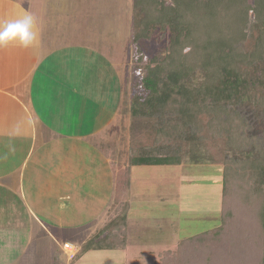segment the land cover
<instances>
[{"label": "trees", "instance_id": "trees-1", "mask_svg": "<svg viewBox=\"0 0 264 264\" xmlns=\"http://www.w3.org/2000/svg\"><path fill=\"white\" fill-rule=\"evenodd\" d=\"M132 10L134 87L118 103L129 166L223 161L222 225L197 236L210 252L198 264H264V0H133ZM158 32L166 45L149 57L139 43ZM128 209L118 203L72 261L124 248ZM177 255L151 264H191Z\"/></svg>", "mask_w": 264, "mask_h": 264}, {"label": "crops", "instance_id": "crops-1", "mask_svg": "<svg viewBox=\"0 0 264 264\" xmlns=\"http://www.w3.org/2000/svg\"><path fill=\"white\" fill-rule=\"evenodd\" d=\"M34 1L0 0V23L31 14L37 32L36 42L27 48H0V250L14 248L20 251L12 252L15 258L28 256L33 240L29 224L36 223L34 237L46 243V264H60L57 247L65 256V242L78 250L113 218L119 202L129 201L125 191L129 193L130 181L122 196L115 190L112 147H99L114 137L107 128L119 103L120 78L99 49L76 42L49 45L46 34L64 32L57 17L69 14L41 3L36 6L43 10L40 15L28 6ZM46 18H52L50 23ZM83 162L89 168L82 167ZM100 164L105 172L98 183L106 188L87 187V168ZM183 197L177 194L175 200ZM20 209L28 215L19 217ZM135 250L142 256L140 244ZM108 252L120 253L116 255L123 256L125 264L134 250L126 240L122 249H90L69 264H85V257Z\"/></svg>", "mask_w": 264, "mask_h": 264}, {"label": "rangeland", "instance_id": "rangeland-1", "mask_svg": "<svg viewBox=\"0 0 264 264\" xmlns=\"http://www.w3.org/2000/svg\"><path fill=\"white\" fill-rule=\"evenodd\" d=\"M38 1L35 0L33 4L28 2V6L30 5L32 11L35 9V12H43L42 9H37V7L39 4L45 3V6L47 7L49 4L53 11L54 9H58L57 11L60 12L66 10L67 14H69L66 17H57V25H62L64 32L57 33V35L46 34L51 37L48 44L67 46L72 42H76L85 46L90 45L96 51L98 49L101 50L102 54L107 55V58L109 57V63L120 78V86L116 91L118 95L120 94L119 99L124 90L130 96L133 91V80L135 77V48L130 40L133 0ZM46 20L50 23L49 21L52 18H46ZM50 29L53 30L54 28L51 26ZM56 37L57 39H55ZM166 42V34L158 32L149 39L141 40L139 46L145 55L151 57L162 51ZM118 108L119 105L115 107L116 110L112 122L108 123L109 128H107L109 133L113 131L112 135L114 137L103 140V143L112 144V148L109 150L114 161L115 190L119 188L121 196L124 194V189L128 188L127 179L130 181L129 193L128 190L125 191L129 194L128 203L131 206L128 218L126 217V222L128 223L126 240L130 242V248L134 252L130 254V258L127 259L125 264H151L161 260L166 251L177 253V257L182 260L183 257H186V261L189 260L191 264L205 262L210 252L205 248V243H203L201 238L198 239L197 236L205 231L217 233L214 230H218L222 225L220 186L223 161L203 163L202 160H189L184 155L185 157L179 165H132L128 176V168L130 169L128 164L129 135L132 133H128V116L122 120L118 113ZM260 123L257 122V124ZM255 125L253 123V127ZM104 156H108L107 152ZM92 161L95 160L93 159ZM85 163L87 162L81 163V166L88 167ZM88 164L90 167V161H88ZM88 168L86 174L90 178H86L87 187L101 188L102 185L98 181L102 182L101 174L105 172L104 167L100 164L91 167L89 170ZM89 171H92V173ZM44 180H46V177H44ZM207 185H213L212 187L214 188H207ZM106 186L107 184L103 188H106ZM84 188L86 187L84 186ZM98 194H100V191ZM177 194L180 197L183 194V199L175 200ZM118 200L120 201L121 199L117 198L116 201ZM182 202L183 205H180ZM20 213L23 215L20 214L19 217L24 218L26 212L20 209ZM83 216L86 215L83 214ZM37 228L36 223L35 226L29 224L33 240L27 247L29 248L28 256L15 258L12 252L20 255V251L14 248H5L6 250H0V264H8L10 261L12 264H17L18 262L20 264H46V260H48L46 243H41V238H35V233L38 231ZM3 229H10V225H4ZM4 235L7 236L6 233ZM220 235L223 236L222 233ZM202 238L204 239L206 236ZM1 242L2 240H0ZM208 243L210 250H215L214 245L220 246L219 241L215 244L213 240ZM3 244L5 243L3 242ZM61 244L62 242L59 245ZM139 244L143 248V252L140 253L142 256H138L139 253L135 250ZM57 248L60 249L59 247ZM58 249L57 261L60 264H69L72 259H68V256H65L63 252L60 254ZM116 254L120 253L108 252L100 256L95 253L93 256L85 257L88 261L85 264H121L120 260L123 261V256L120 257V255Z\"/></svg>", "mask_w": 264, "mask_h": 264}, {"label": "clouds", "instance_id": "clouds-1", "mask_svg": "<svg viewBox=\"0 0 264 264\" xmlns=\"http://www.w3.org/2000/svg\"><path fill=\"white\" fill-rule=\"evenodd\" d=\"M35 18L26 14L22 18L0 23V48L9 44H17L27 48L37 40V32L34 31Z\"/></svg>", "mask_w": 264, "mask_h": 264}, {"label": "built area", "instance_id": "built-area-1", "mask_svg": "<svg viewBox=\"0 0 264 264\" xmlns=\"http://www.w3.org/2000/svg\"><path fill=\"white\" fill-rule=\"evenodd\" d=\"M63 249L66 255L68 256V258L70 259L73 258V256L75 255L77 251L70 243H67V242L63 244Z\"/></svg>", "mask_w": 264, "mask_h": 264}]
</instances>
